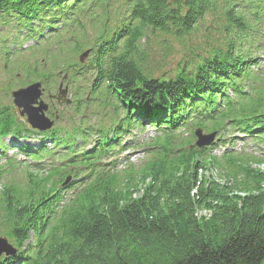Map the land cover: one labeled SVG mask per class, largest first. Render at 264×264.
<instances>
[{"label": "trees", "instance_id": "obj_1", "mask_svg": "<svg viewBox=\"0 0 264 264\" xmlns=\"http://www.w3.org/2000/svg\"><path fill=\"white\" fill-rule=\"evenodd\" d=\"M86 22L92 43L78 38ZM0 44L9 82L63 71L79 98L92 78L123 110L90 149L78 141L92 126L43 133L52 148L12 147L65 158L30 164L2 140L39 132L0 104V160L22 173L0 165V236L17 248L0 264H264V0H0ZM65 49L91 51L80 65ZM146 125L147 139H124ZM197 128L217 142L198 149ZM117 147L143 157L119 168Z\"/></svg>", "mask_w": 264, "mask_h": 264}, {"label": "rangeland", "instance_id": "obj_2", "mask_svg": "<svg viewBox=\"0 0 264 264\" xmlns=\"http://www.w3.org/2000/svg\"><path fill=\"white\" fill-rule=\"evenodd\" d=\"M91 23L86 22V25L84 26V34H81L80 36H78L79 39H87L89 43H92V41L95 40L96 36H97V32H96V26L95 24L90 25ZM79 32V31H77ZM52 34V33H51ZM50 34V35H51ZM65 38H71V37H76L77 34L71 33L69 31H67L64 34ZM67 38V39H68ZM47 39V38H46ZM45 41V40H44ZM51 41V40H50ZM23 43V47H28L31 46L32 43L25 41L22 42ZM48 42H45L43 46L48 45ZM1 45V44H0ZM50 52H55L56 51V47L57 45H53L52 47L50 46V44L48 45ZM66 46V44H65ZM68 49H65V52L63 53L64 56H67L70 58V60H75L76 58L79 59L80 54L83 52H81L78 56H74V52L73 51H69L67 52ZM39 55V52L37 53ZM179 54L178 52H176L173 56L172 59L170 58V63L168 64V68L174 66V64L176 63V61L178 60ZM46 58V57H45ZM45 64V63H44ZM50 61H47V64L43 65V68L47 67L49 68L50 66ZM7 63L4 62V59H1L0 61V104H10L12 102V97L11 95L8 96L5 94V90L8 89L9 86H15L14 89L18 88V87H24L26 85H28L31 82L34 81H40L41 82V86L43 88L42 94H41V98L49 105V108L47 110V114L50 113H57L60 115V117L58 119H56V126H58V128H72V126L74 124H78V123H83L86 122L90 125H93L94 127H97L98 125H106V126H110L112 124H116L119 120L120 117L123 116V110L121 108L119 109H115L114 107L109 106L108 104H105L102 102V97L104 96V91L101 87H97L96 89H92V78H90V82L88 84H84L81 81H77L75 84L77 86H79V82H81L83 84V89L81 90L80 96L79 98L82 99V101L77 102V100L79 98L75 97L72 93H71V85L69 82H67L66 80H64L63 75L64 72L61 71V74H59V76H57L56 78L53 79H49V80H40L38 79L36 76L35 77H30V78H23L21 73L17 74V76L12 77V79H10L11 81L9 82L7 80ZM46 68V69H47ZM81 74V73H80ZM160 74V73H159ZM89 76H92L91 73L88 74ZM27 81H30L28 83H26ZM26 83L24 85H20V83ZM61 83V87L65 88L67 90V93L65 95V98L70 99L71 101L73 100V102L71 104H62L60 105L57 101L56 98L51 97V95H57L59 94V85ZM92 84V85H91ZM76 106H78L79 108L76 109L75 106H73L72 104H74ZM86 126V125H83ZM94 129V128H92ZM94 131V130H93ZM154 133V128L150 127V126H145L144 128L142 127L140 128H134L133 132L130 134V138L131 142H138L141 141L142 139H147L148 137H150L152 134ZM94 137H96V134H92L91 135V139H93ZM128 138V137H127ZM129 139H127L126 141H129ZM27 140L30 139H22L20 140V143H25ZM3 144H5L6 146L10 147H14L18 145V141L15 140L14 136H8L6 138L3 139ZM30 143L34 146H36V142L31 140ZM239 143H242V140L239 141ZM87 145H91V142H88ZM222 151H224V148L219 147L217 148L214 152L220 154ZM143 153H144V148L143 147H139V148H131L129 151L127 152H121L119 153L121 161H124L125 158L122 159V157H130V161L136 162L138 161L140 158L143 157ZM28 156H25L23 153L19 154V156L16 157V159L18 161H21L23 158H27ZM115 156H113L111 159H113ZM29 158V157H28ZM52 158V156H51ZM50 160V159H47ZM27 161V160H25ZM28 161H31V159H29ZM23 162V161H22ZM23 164V163H22ZM125 162H119V166L124 165ZM0 165H2V167L5 169H11L14 173L13 175H15V177H19L20 174V166H17L16 168L12 167L11 165L6 164V162L4 161V159L0 160ZM259 168L264 170V164L258 165ZM70 192L72 190H69Z\"/></svg>", "mask_w": 264, "mask_h": 264}, {"label": "water", "instance_id": "obj_3", "mask_svg": "<svg viewBox=\"0 0 264 264\" xmlns=\"http://www.w3.org/2000/svg\"><path fill=\"white\" fill-rule=\"evenodd\" d=\"M89 50L80 55V60L83 63L88 56ZM66 77V76H65ZM60 84L59 94L56 95L59 102L69 103L71 100L65 98L67 93L66 89H63ZM42 94L41 83L34 82L26 87H21L11 92L13 97V105L16 108L18 116L23 119L25 124L33 129L44 131L52 127L53 121L45 115V111L48 105L39 100ZM62 97V98H61ZM35 104H38L37 106ZM197 140L195 144L198 147L206 146L212 143L215 139L217 132L204 133L202 129L195 131ZM17 252V249L9 242L6 237L0 236V255L5 253L6 255H12Z\"/></svg>", "mask_w": 264, "mask_h": 264}]
</instances>
